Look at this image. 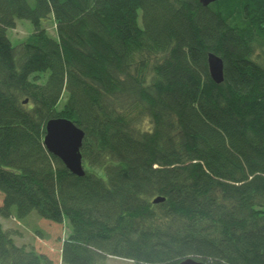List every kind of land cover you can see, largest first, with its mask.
<instances>
[{
    "label": "trees",
    "instance_id": "trees-1",
    "mask_svg": "<svg viewBox=\"0 0 264 264\" xmlns=\"http://www.w3.org/2000/svg\"><path fill=\"white\" fill-rule=\"evenodd\" d=\"M55 117L83 176L44 146ZM0 193V218L69 222L63 264H264V0H0ZM0 264L54 262L0 220Z\"/></svg>",
    "mask_w": 264,
    "mask_h": 264
},
{
    "label": "rangeland",
    "instance_id": "rangeland-1",
    "mask_svg": "<svg viewBox=\"0 0 264 264\" xmlns=\"http://www.w3.org/2000/svg\"><path fill=\"white\" fill-rule=\"evenodd\" d=\"M30 5H34L36 0H27ZM43 25L48 30L50 36L56 37L55 18L51 15L50 19L43 20ZM141 23V14L139 18ZM31 21L27 19H16V25L8 29V37L14 45H19L25 40L32 30ZM155 60L157 57H149ZM148 59V60H149ZM156 62V61H155ZM64 101V98L63 100ZM2 195L0 193V202ZM4 228L11 229L15 233V243L25 245L27 248H34L39 253H45L53 259L54 264L61 263V245L63 238H68L71 233L70 224L66 220L64 223L57 225L52 221L42 218L37 211H32L28 217L19 219L16 217L0 218ZM60 241V242H59ZM103 264H133L130 260L121 257L108 256Z\"/></svg>",
    "mask_w": 264,
    "mask_h": 264
},
{
    "label": "water",
    "instance_id": "water-1",
    "mask_svg": "<svg viewBox=\"0 0 264 264\" xmlns=\"http://www.w3.org/2000/svg\"><path fill=\"white\" fill-rule=\"evenodd\" d=\"M203 5L208 6L212 2L218 0H199ZM207 64L209 74L217 83L224 80V64L222 58L214 52L208 53ZM28 100H24L27 102ZM44 146L54 156L59 157L64 165L75 175L83 176L86 173L83 164V156L81 152L82 143L85 137L83 129L76 125L71 119L63 117H55L47 120L45 123ZM161 196L155 197L153 203L164 201ZM178 264H208L203 260L194 257H188Z\"/></svg>",
    "mask_w": 264,
    "mask_h": 264
},
{
    "label": "bare ground",
    "instance_id": "bare-ground-1",
    "mask_svg": "<svg viewBox=\"0 0 264 264\" xmlns=\"http://www.w3.org/2000/svg\"><path fill=\"white\" fill-rule=\"evenodd\" d=\"M219 1V0H218Z\"/></svg>",
    "mask_w": 264,
    "mask_h": 264
}]
</instances>
